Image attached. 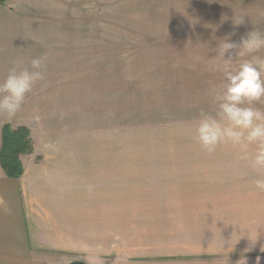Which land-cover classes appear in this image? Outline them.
Masks as SVG:
<instances>
[{"label": "rangeland", "instance_id": "obj_1", "mask_svg": "<svg viewBox=\"0 0 264 264\" xmlns=\"http://www.w3.org/2000/svg\"><path fill=\"white\" fill-rule=\"evenodd\" d=\"M230 5L231 0H79L77 11L63 20L80 31L76 49L64 50L60 67H47V97L23 105L27 112L45 107L46 136L42 124L41 131L30 128L36 120L28 122L25 112L11 124L32 132L36 163L42 161L38 139L76 155L80 191L83 180L93 185L96 204L108 198L99 190H111L106 264L139 261L126 244L149 235L150 224L182 225L180 210L164 211L158 220L145 216L152 204L184 203L200 198L202 188L214 192L221 185L248 191L246 176L238 184L234 172L215 179L207 168L215 153L201 150L189 132L199 110L214 107L209 90L221 84L223 69L212 48L226 35ZM234 37L238 43L240 35ZM222 149L227 148L217 151ZM84 170L88 178H80Z\"/></svg>", "mask_w": 264, "mask_h": 264}, {"label": "crops", "instance_id": "obj_2", "mask_svg": "<svg viewBox=\"0 0 264 264\" xmlns=\"http://www.w3.org/2000/svg\"><path fill=\"white\" fill-rule=\"evenodd\" d=\"M78 3L79 0H8L0 7V79L13 62L27 67L41 55L47 56V67H60L64 50H75L73 44L79 40V29L63 24L64 18L77 11ZM226 10L231 19L246 15L243 25L234 27L231 20L223 27L226 35L235 33L241 37L254 25L264 28V0H231ZM235 35H231V41L236 42ZM216 44L215 40L212 49ZM248 58L238 57L233 66ZM46 76L26 99L47 97ZM24 112L28 122L36 120L33 127L27 125L41 131L42 124V136H46L45 107L28 112L22 107L13 119L5 121L0 115V142L2 127L20 121ZM37 146L42 161L36 163L31 155L22 157L24 172L20 178L6 177L0 167V264H68L75 260L106 264L111 249V190H99L98 195L106 194L108 198L106 203L105 198H99L96 204V191L89 188L93 185L83 180L86 187L80 191L76 155H63L62 146L48 143L46 138L41 142L38 139ZM208 162L212 161H206L207 165ZM207 168L213 170L215 179L224 180L230 172L236 173L237 184L238 178L248 177V191L234 189L233 184L221 185L214 192L202 188L200 198L184 203L152 204L146 210L152 213L145 216L158 220L166 216L164 211L180 210L182 225L164 229L150 224L149 235L136 239L135 244L134 240L126 244L129 252L137 253L131 257L139 261L125 259L118 264H240L242 260L244 264H264V191L253 184L264 178V169L254 170L248 163L237 161L230 149L216 151L213 166ZM83 177L88 178L85 170L80 178ZM224 241L226 250L227 242L234 243L228 253L220 251Z\"/></svg>", "mask_w": 264, "mask_h": 264}, {"label": "clouds", "instance_id": "obj_3", "mask_svg": "<svg viewBox=\"0 0 264 264\" xmlns=\"http://www.w3.org/2000/svg\"><path fill=\"white\" fill-rule=\"evenodd\" d=\"M232 18L233 26L244 24V17ZM222 19H227L223 17ZM231 33L217 38L213 57L222 66L219 86L209 90L212 110L201 108L197 121L189 129L196 144L208 154L218 148L230 149L237 161L248 163L254 170L264 169V28L254 27L244 33L239 42L231 41ZM227 53V58L225 54ZM234 53V55H233ZM249 57L233 67L238 57ZM47 56L33 58L29 66L17 62L0 79V115L5 121L21 111L27 96L45 79ZM257 190L264 191V178L253 181ZM220 251L230 252L224 244ZM259 259V258H257ZM240 264H244L243 260Z\"/></svg>", "mask_w": 264, "mask_h": 264}, {"label": "trees", "instance_id": "obj_4", "mask_svg": "<svg viewBox=\"0 0 264 264\" xmlns=\"http://www.w3.org/2000/svg\"><path fill=\"white\" fill-rule=\"evenodd\" d=\"M8 0H0V7ZM33 142L30 131L25 126L13 127L6 124L1 129L0 167L6 177L18 179L24 172L23 156L32 154Z\"/></svg>", "mask_w": 264, "mask_h": 264}, {"label": "water", "instance_id": "obj_5", "mask_svg": "<svg viewBox=\"0 0 264 264\" xmlns=\"http://www.w3.org/2000/svg\"><path fill=\"white\" fill-rule=\"evenodd\" d=\"M68 264H86V263L82 262V261H73V262H70Z\"/></svg>", "mask_w": 264, "mask_h": 264}]
</instances>
